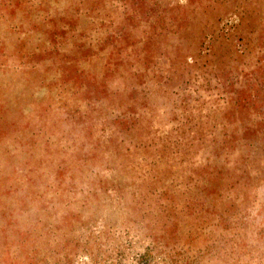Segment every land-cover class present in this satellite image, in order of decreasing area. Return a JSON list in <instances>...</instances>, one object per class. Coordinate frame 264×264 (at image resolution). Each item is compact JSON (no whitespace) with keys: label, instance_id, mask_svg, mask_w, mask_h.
<instances>
[{"label":"rangeland","instance_id":"1","mask_svg":"<svg viewBox=\"0 0 264 264\" xmlns=\"http://www.w3.org/2000/svg\"><path fill=\"white\" fill-rule=\"evenodd\" d=\"M0 264H264V0H0Z\"/></svg>","mask_w":264,"mask_h":264}]
</instances>
